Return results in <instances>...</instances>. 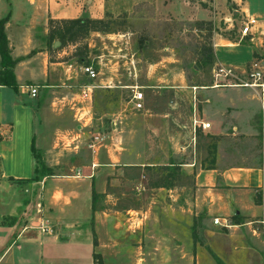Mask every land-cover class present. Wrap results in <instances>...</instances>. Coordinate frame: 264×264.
<instances>
[{
	"label": "crops",
	"instance_id": "crops-1",
	"mask_svg": "<svg viewBox=\"0 0 264 264\" xmlns=\"http://www.w3.org/2000/svg\"><path fill=\"white\" fill-rule=\"evenodd\" d=\"M154 2L155 11L166 16L211 22L221 19L229 22L225 29L232 28L236 36L234 39L223 35L212 38V53L216 64L234 68L238 74L248 69L253 71L254 67H258L261 74L260 82L264 84V58L253 57L254 51L258 54L264 52V0H154ZM118 6L120 0H0V18L8 14L3 26L9 49L8 55L14 60L11 67L14 86L0 84L1 178L12 181L30 179L36 164L32 148L44 166L51 167L44 162L46 151H50L47 145L56 135L71 134L69 128L72 124L82 133L81 130L89 123L95 89L106 88L112 92L127 93L126 103L133 109L130 100L131 86H137L142 94L143 107L141 110H133H144L145 113L141 116L149 119L151 114L147 113L149 103L145 94L150 93L151 89H159L151 90L156 93L164 88L174 90L179 88L178 76L174 80L176 81L174 85H143L144 88L139 85L133 79L135 77L133 55L123 52L127 40L123 39L122 34L89 31L90 39L85 45L88 50L97 44V38L101 39V36L108 35L109 39L118 36L117 54H112L113 59L107 61L112 66L121 62L124 72L120 75L132 77L131 82L116 79L118 74L112 69L107 74L106 81L95 83L94 79L98 72L92 67V61L101 55L91 56L89 50L86 54L84 51L79 55L76 53L77 42L69 41L70 43L66 45H64L66 42L60 45L58 39L51 36L52 25L48 24L49 20L80 17L104 19L105 14L115 13ZM203 13L206 14L205 18L197 17L203 16ZM243 13L254 17L258 22L259 33L253 41H249L248 37H241L240 26L236 27L234 24L240 20ZM112 44L115 45V42ZM62 55L70 57L63 59ZM83 65H90L94 76L90 77L83 73L81 70ZM30 87L36 89L34 97L29 94ZM208 88L214 89L216 93L220 91L217 84ZM83 91L86 92V96H82ZM241 91L243 97L247 99L246 105L250 106L236 123L246 124L248 133L253 135L252 140H256L258 162L243 164L226 159L229 149H234L236 138L226 141L223 136L222 123L226 122V118L221 115L222 109L219 110V116H207L202 121L209 123V133L218 138L215 160L209 166L197 167L191 171L190 204L193 214H190H202L205 227L210 230H221L214 231V234L230 240L233 247L239 248L237 252L241 253L240 264H264V107L261 104L262 101L264 103V87ZM44 97L49 101L44 102ZM54 101L58 103L56 108L52 106ZM76 111L79 116H76ZM119 112L112 113L114 118L111 119L114 123L113 136L117 131L115 120L121 122L120 130L116 132L119 143L115 144L113 137L112 145L107 146V157L118 158L122 154H136L134 143H128L124 132L126 125L123 117L127 115ZM208 112L210 113V110ZM158 120L160 128L156 133L162 134L167 123L165 115L160 114ZM194 121L196 122L195 115ZM229 123H232L231 120ZM254 125L258 127L255 128ZM147 127H144L146 133ZM77 136L80 134L66 137V140L76 139ZM225 143L227 148L224 147ZM77 147L75 143L70 151L75 153ZM76 168L84 177L51 176L40 181L43 195V202H40L42 216L52 225L51 233L35 229L22 230V227L17 228V220L5 222L0 219V264H92V253L100 255L102 264L111 262L120 264L119 260L123 258L115 254L116 238L120 233L114 228L102 232L98 223L101 219H106L112 225L116 214L121 211L115 206L122 202V198L102 197L100 204H97L103 205L110 201L114 205L110 212L112 214H105L99 206L92 212L91 190L93 189L95 193H103L104 190L99 182L95 184L93 174L85 176L89 174L88 170ZM122 185L127 183L122 182ZM122 210H127V207H122ZM216 217L220 222L227 220L230 226L225 229L223 226L212 224V218ZM235 219L238 223H234ZM93 238L95 245L92 244ZM211 247L214 251V246Z\"/></svg>",
	"mask_w": 264,
	"mask_h": 264
},
{
	"label": "rangeland",
	"instance_id": "rangeland-1",
	"mask_svg": "<svg viewBox=\"0 0 264 264\" xmlns=\"http://www.w3.org/2000/svg\"><path fill=\"white\" fill-rule=\"evenodd\" d=\"M154 4V0H120L115 13L105 14L107 34H122L123 39L127 40L123 52L133 55V79L139 85H174L178 76L179 88H164L156 93L151 90L159 89H148L150 93L145 95L149 103L147 113L151 114L149 119L141 116L144 110L130 108L126 103L127 93L112 92L106 88L95 89L89 123L81 130L82 133L72 124L69 128L71 134L56 135L47 145L50 151H46L44 162L51 166L50 174L44 177L38 174L40 164H44L38 161L35 173L38 182L12 181L0 177V219L5 222L17 220L19 229L25 224H36L39 214L35 213L34 206L37 202H43L40 181L51 176L84 177L76 168L82 167L81 170L89 171L85 176L93 174L95 184L99 182L104 190L103 193H96V205L104 197L122 198V202L115 206L121 211L116 214L112 225L106 219L98 223L102 232L114 228L120 233L115 243L116 256L118 254L123 258L119 260L120 264H217L216 257L223 264H240L239 248L233 247L230 240L214 234V231L221 230L206 228L202 214H190H193L190 204L191 171L208 166L215 152L212 144L216 145L218 139L209 133L210 127L202 130L197 125L193 126V119L194 115L197 122L209 115L219 116V110L222 109L221 115L226 118V122L222 123L223 136L226 141L236 138L234 149H229L225 158L243 164L257 163L256 140H252L253 135L246 129L248 126L238 124L236 120L244 116L250 106L246 105L247 99L243 97L241 89L258 87L228 86L227 80L214 77L218 64L214 55L208 53V47L212 48V38L217 35L231 39L236 37L232 28L225 29L229 22L221 19L211 22L174 18L156 12ZM205 15L203 13V16L197 17L205 18ZM234 24L236 27L241 25L240 21ZM88 34L74 35L70 42L78 43L76 53L79 55L84 51L86 54L88 50L91 56L101 55L92 61V67L98 72L94 82L106 81L112 69L118 74L116 79L131 82L132 77L120 75L124 72L121 62L112 66L107 61L113 59L112 54H117L118 36L115 35L113 39H109L108 35L101 36V39L97 38V44L87 50L85 44L90 39ZM70 42L66 41L64 45ZM67 56L70 57L62 55V58L66 59ZM204 58L211 59V64H202ZM198 63L201 68L194 67ZM251 71L248 69L240 73L241 80L251 82L248 75ZM240 82L235 80L236 84ZM214 84L220 87L218 93L208 88ZM204 86L206 89H203ZM46 98L44 102L49 101ZM54 102L52 106L56 108L58 103ZM118 111L127 115L123 117L126 125L124 132L128 143H134L136 154L107 157V146L112 145L113 137L115 144L119 143L116 132L120 130L121 122L115 120L117 131L113 136L114 123L111 120L114 118L112 113ZM75 113L79 116L78 111ZM160 114L165 115L167 122L162 134L156 133L160 128ZM230 120L232 123H229ZM146 126L147 133L144 130ZM77 134L80 136L76 139L66 140V137ZM75 143L78 147L74 153L70 149ZM224 147L227 148L226 143ZM122 182L127 185L121 186ZM96 205L102 207L105 214H112L110 212L114 205L110 201ZM124 206L127 210H122ZM134 210L139 212H132ZM42 214L41 210L43 218ZM47 224L52 230V225ZM210 244L216 251H212Z\"/></svg>",
	"mask_w": 264,
	"mask_h": 264
},
{
	"label": "trees",
	"instance_id": "trees-1",
	"mask_svg": "<svg viewBox=\"0 0 264 264\" xmlns=\"http://www.w3.org/2000/svg\"><path fill=\"white\" fill-rule=\"evenodd\" d=\"M8 14L4 15L3 17L0 18V84H8L11 86H14V80H13V74L11 71V67L14 64V60H11L9 57V49L7 46V41L6 37L4 34L3 26L4 23L6 22ZM107 22L104 19H92V18H87V17H80V18H74V19H66V20H55V21H48V24L50 26L52 25V29L50 28L51 36L56 37L58 41L60 42V45H63L66 41H71L72 37L74 35H77L79 33L88 34L89 31H103V32H108L107 31ZM74 39V38H73ZM208 53L211 55H214L212 53V48L208 47ZM210 56V55H209ZM208 56V57H209ZM207 57V56H206ZM253 57L255 58H264V52L262 54H258L256 51L253 52ZM211 64V59L204 58V61L201 62ZM196 68H201V64H195ZM215 144H212V150L215 151ZM32 156L35 161V166L33 169V176L30 179L27 180H21L22 182H27V181H38L37 176H35V173L37 172L36 165L39 162V156L38 154L33 150L32 148ZM215 160V152L212 154L210 160H209V165L214 163ZM40 176L44 177L46 174H50V170L48 167L43 166L40 164ZM96 193L91 190V210L95 209L94 205V197ZM236 217V215L234 216ZM234 223H238V220L235 219ZM92 244L95 245V239L93 238ZM192 246H194V241L192 242ZM92 264H102L101 257L97 253H92ZM217 264H223V262L219 258H215Z\"/></svg>",
	"mask_w": 264,
	"mask_h": 264
},
{
	"label": "built area",
	"instance_id": "built-area-1",
	"mask_svg": "<svg viewBox=\"0 0 264 264\" xmlns=\"http://www.w3.org/2000/svg\"><path fill=\"white\" fill-rule=\"evenodd\" d=\"M240 28H239V34L241 37H248L249 41H253V39L256 37V34L259 33V27H258V22L257 20L252 17L249 16L245 13L242 14V16H240ZM226 22V21H225ZM260 66H262L260 64ZM81 70L83 73L87 74L88 76L92 77L94 76V71L93 68L90 65H83L81 66ZM248 75L250 76V80H252L251 82L248 81H242L241 79V74H238L234 68H231L229 66H225L222 64H218L214 77H220L222 80H227L228 81V86H242V87H260L263 88L264 84L262 82H259L258 80H260L261 74L258 71V67H254V70L249 72ZM217 79V78H216ZM239 80L241 81L239 84L235 83V80ZM230 81H233L234 83H231ZM29 94L31 97H34L36 95V89L34 87H30L28 88ZM131 104L133 109L135 110H141L143 105H142V94L141 92L138 90L137 86H131ZM82 96H86V92L83 91L82 92ZM262 107H264V103L263 101L261 102ZM199 126L201 129H207L209 127V123L208 122H204V121H194L193 122V126ZM76 176V175H75ZM35 213L39 214L38 217L36 218L37 223L36 224H28V225H23L22 226V230H32L35 229L37 231L40 232H45V233H51V227L45 222V220L41 217L40 212H41V204L40 202H37L35 204ZM212 224L215 225H220L223 227L228 228L230 226V223L225 220L224 222H220L219 218H212Z\"/></svg>",
	"mask_w": 264,
	"mask_h": 264
}]
</instances>
